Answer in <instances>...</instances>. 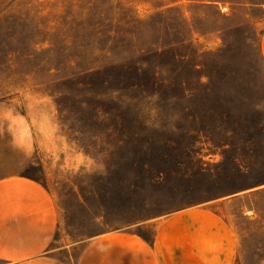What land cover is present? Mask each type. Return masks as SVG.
<instances>
[{"label":"rangeland","instance_id":"1","mask_svg":"<svg viewBox=\"0 0 264 264\" xmlns=\"http://www.w3.org/2000/svg\"><path fill=\"white\" fill-rule=\"evenodd\" d=\"M263 32L264 0H0V178L48 191L50 250L211 203L264 264Z\"/></svg>","mask_w":264,"mask_h":264},{"label":"crops","instance_id":"2","mask_svg":"<svg viewBox=\"0 0 264 264\" xmlns=\"http://www.w3.org/2000/svg\"><path fill=\"white\" fill-rule=\"evenodd\" d=\"M260 52L264 66V32ZM210 206H191L154 220L151 237L132 229L97 234L85 241L76 258L69 255L67 260L58 255L61 248L49 249L57 208L45 187L22 175L3 177L0 264H235V236Z\"/></svg>","mask_w":264,"mask_h":264}]
</instances>
